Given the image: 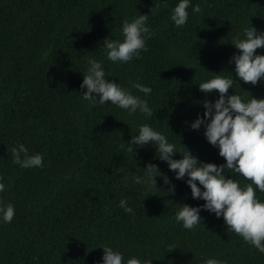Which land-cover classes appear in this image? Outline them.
<instances>
[{"label":"trees","instance_id":"16d2710c","mask_svg":"<svg viewBox=\"0 0 264 264\" xmlns=\"http://www.w3.org/2000/svg\"><path fill=\"white\" fill-rule=\"evenodd\" d=\"M175 2L0 0V202L15 209L10 222H0V264H96L102 245L151 264H202L209 257L264 264V254L213 213L201 209V224L183 228L174 219L177 203L203 201L190 196L152 146L136 148L132 157L121 148V139L147 123L178 151L183 145L199 161L223 162L204 139L203 126L188 127L202 115L200 101L216 96L197 84L216 72L231 75L228 58L239 51L232 37L248 21L264 30V0H191L182 26L169 20ZM192 4L200 11L192 12ZM137 12L146 14L152 30L146 48L124 63L107 60L100 41L120 39L121 21ZM255 51L264 54V47ZM89 56L102 61L106 79L145 98L153 114L83 101L79 83ZM132 83L151 92L145 97ZM231 87L229 94L245 99L248 93L264 96L261 81L234 80ZM17 142L41 154L40 167L12 163L10 147ZM145 162L157 164L168 183L155 177L156 188L132 184L131 175L142 174ZM225 174L247 182L231 170ZM169 185L173 192L166 191ZM256 195L264 200V192ZM121 198L132 213L118 206Z\"/></svg>","mask_w":264,"mask_h":264},{"label":"clouds","instance_id":"9594fccd","mask_svg":"<svg viewBox=\"0 0 264 264\" xmlns=\"http://www.w3.org/2000/svg\"><path fill=\"white\" fill-rule=\"evenodd\" d=\"M191 0H176L170 9L169 20L175 26H182L188 19V7ZM192 12H199L200 7L192 4ZM155 11V9H152ZM146 14H137L125 18L120 25V39L105 36L100 42L105 58L113 63H124L139 55L146 48L145 40L152 35V30L146 24ZM231 45L239 50L233 52L228 62L233 65L231 75H214L197 84L202 93L216 91L212 100L200 101L203 112L197 113L188 122V127L198 130L203 126L202 135L209 145L217 150V155L223 158L222 163L203 162L190 153L182 145L177 150L176 145L160 131L149 124H139L134 134L127 141L121 139V148L130 153L145 145L155 149V157L166 163L173 177L183 180L190 191V196L202 200V204L189 205L177 203L174 219L185 229H191L201 224V209L221 217L226 228L238 234L246 243L264 254V200L258 199L256 192H264V96L254 97L248 93L247 98L227 92L232 89L233 81L237 80L255 85L257 81L264 82V54L255 51L264 47V30L250 25L232 37ZM102 61L89 56L86 60L84 74L79 87L83 89L81 99L89 104L103 105L111 103L124 109L129 115L139 112L145 116L152 115L147 100L132 94L127 88L116 81L105 78ZM238 85V84H237ZM131 87L144 93L145 97L151 88L139 83ZM12 163L22 168L40 167L42 156L38 152L29 153L21 142L10 147ZM177 153L178 158H173ZM140 175H131V183L155 187V177H160L168 183L157 164L145 162ZM226 170L239 174L247 181L240 184L232 176H226ZM127 179V178H126ZM5 184L0 182V191ZM167 192H173L174 186L169 185ZM118 206L126 213L133 209L126 198L118 201ZM14 205L11 202H0V222L8 223L14 216ZM102 249L100 260L96 264H151V259L141 260L137 256L123 254L109 245L99 246ZM202 264H225L223 260L209 257Z\"/></svg>","mask_w":264,"mask_h":264}]
</instances>
